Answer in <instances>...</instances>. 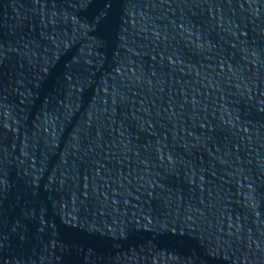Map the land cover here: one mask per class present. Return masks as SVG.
Wrapping results in <instances>:
<instances>
[{
    "label": "water",
    "instance_id": "95a60500",
    "mask_svg": "<svg viewBox=\"0 0 264 264\" xmlns=\"http://www.w3.org/2000/svg\"><path fill=\"white\" fill-rule=\"evenodd\" d=\"M0 264H264V0H0Z\"/></svg>",
    "mask_w": 264,
    "mask_h": 264
}]
</instances>
